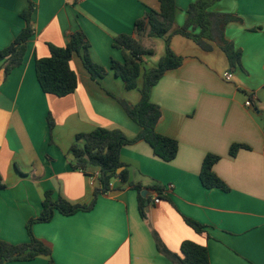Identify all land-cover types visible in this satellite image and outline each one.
<instances>
[{
	"label": "crops",
	"instance_id": "1",
	"mask_svg": "<svg viewBox=\"0 0 264 264\" xmlns=\"http://www.w3.org/2000/svg\"><path fill=\"white\" fill-rule=\"evenodd\" d=\"M30 1L33 35L24 62L8 75L0 63V241L11 244L29 242L27 224L40 215L46 192L54 200L92 201L101 172L97 166L87 173L74 168L77 134L96 128L121 130L130 139L139 134L140 126L117 98L135 105L140 92L127 89L111 69L114 61L124 62L113 43L118 35H132L146 12L160 9L159 0H0V50L25 27L21 14ZM195 1L176 0L173 29L184 25ZM211 10L240 19L227 25L225 37L241 50V65L232 68L215 43L206 51L172 35L170 47L183 64L160 79L151 100L162 111L157 131L178 141L176 158L162 160L145 141L124 146L130 179L150 192L145 215L137 190L113 178L92 210L70 216L55 211L50 222L32 226L34 236L51 247L53 264H174L158 250L156 235L176 254L186 240L206 246L210 264H264V0H219ZM77 31L87 38L91 59L109 73L93 79L75 54V92L44 93L36 60L49 56L50 44L66 46ZM144 46L151 50L143 57L147 68L166 55L164 38L146 39ZM227 71L233 73L230 81L224 79ZM248 100L252 106H246ZM233 144L248 149L231 157ZM207 154L221 157L213 170L229 192L202 184ZM91 177L97 179L94 187ZM155 184L163 187L159 204L157 190L150 188ZM186 218L203 225L204 233ZM6 264H50V259Z\"/></svg>",
	"mask_w": 264,
	"mask_h": 264
},
{
	"label": "trees",
	"instance_id": "2",
	"mask_svg": "<svg viewBox=\"0 0 264 264\" xmlns=\"http://www.w3.org/2000/svg\"><path fill=\"white\" fill-rule=\"evenodd\" d=\"M219 0H197L187 10V18L182 27L173 29L176 15V0H159L160 9L150 10L139 18L134 25L132 35L121 34L114 38V47L121 49L124 54V62L114 61L111 69L117 77H120L127 89H138L140 100L132 105L123 99L117 98L126 110L128 116L141 130L135 138H128L121 130H107L96 128L88 133L76 135L71 147L75 157L74 168L87 173L91 166L100 168L98 187L95 188L94 197L89 204H76L64 198L54 200L52 192H46L42 204V211L36 218L27 224L30 237L28 243L11 244L0 241V264L12 261H30L40 256H46L53 264L49 245L37 239L32 226L35 223L50 222L55 211L70 216L78 212L90 211L94 208L98 195L110 190L113 178H119L124 184L138 192L139 208L144 216V209L151 201V197L144 198L141 195L143 187L130 179L128 166L122 161L121 150L126 145L137 141H145L152 148L154 154L166 162L174 160L179 151L178 141L164 136L157 131V125L162 116L161 108L152 102L151 93L160 79L171 70L179 68L183 64V58L176 55L170 47L172 35H182L193 40L202 49L209 51L212 43L217 44L225 53L232 68L241 65L242 52L236 49L234 44L225 37L227 25L232 21H240L238 17L228 13H217L211 10L213 4ZM34 6L30 1L28 10L21 14L26 25L14 42L7 48L0 50V63L8 75L14 68L24 62L26 47L33 35L32 12ZM150 38H164L166 41V55L152 68L143 65V57L151 54L144 46V41ZM81 57L84 67L93 79L104 78L108 69L95 63L90 57V44L82 32H74L66 46L58 47L49 45V56L37 59L35 70L42 91L57 97H65L75 92L78 87V77L71 67L73 56ZM142 79V86H138ZM50 127L53 122L50 120ZM240 149H248L244 144H233L229 155L235 157ZM221 159L219 155L207 154L203 160L200 172V180L207 189L218 188L229 192L230 187L216 175L214 165ZM156 189L158 196L163 197V187L155 184L150 187ZM197 233H204V226L191 219H185ZM157 248L174 264H210L208 249L206 246L186 240L181 244L180 254L169 251L158 236H155Z\"/></svg>",
	"mask_w": 264,
	"mask_h": 264
},
{
	"label": "built area",
	"instance_id": "3",
	"mask_svg": "<svg viewBox=\"0 0 264 264\" xmlns=\"http://www.w3.org/2000/svg\"><path fill=\"white\" fill-rule=\"evenodd\" d=\"M232 77H233V73L231 71H227V72L224 73V79L225 80L230 81L232 79ZM246 106H252L251 100H248L246 102ZM96 181H97L96 178L91 177L90 185L94 187L96 185V183H97ZM110 186H112V183H110ZM160 201H161V197L160 196H156L154 198V204H159Z\"/></svg>",
	"mask_w": 264,
	"mask_h": 264
},
{
	"label": "water",
	"instance_id": "4",
	"mask_svg": "<svg viewBox=\"0 0 264 264\" xmlns=\"http://www.w3.org/2000/svg\"><path fill=\"white\" fill-rule=\"evenodd\" d=\"M141 195L144 197V198H148L149 195H150V192L146 189H144L142 192H141Z\"/></svg>",
	"mask_w": 264,
	"mask_h": 264
},
{
	"label": "rangeland",
	"instance_id": "5",
	"mask_svg": "<svg viewBox=\"0 0 264 264\" xmlns=\"http://www.w3.org/2000/svg\"><path fill=\"white\" fill-rule=\"evenodd\" d=\"M145 66V65H144ZM146 67V66H145ZM147 68V67H146Z\"/></svg>",
	"mask_w": 264,
	"mask_h": 264
}]
</instances>
